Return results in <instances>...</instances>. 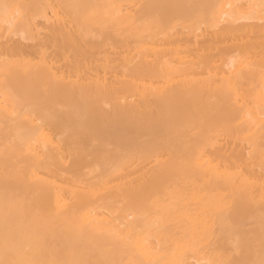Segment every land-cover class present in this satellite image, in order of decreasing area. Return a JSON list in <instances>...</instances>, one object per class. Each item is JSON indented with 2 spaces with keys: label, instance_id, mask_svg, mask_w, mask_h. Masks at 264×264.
<instances>
[{
  "label": "bare ground",
  "instance_id": "1",
  "mask_svg": "<svg viewBox=\"0 0 264 264\" xmlns=\"http://www.w3.org/2000/svg\"><path fill=\"white\" fill-rule=\"evenodd\" d=\"M0 264H264V0H0Z\"/></svg>",
  "mask_w": 264,
  "mask_h": 264
}]
</instances>
